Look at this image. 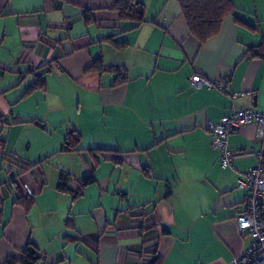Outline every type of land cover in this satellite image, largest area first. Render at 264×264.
Returning <instances> with one entry per match:
<instances>
[{
  "label": "crops",
  "instance_id": "obj_1",
  "mask_svg": "<svg viewBox=\"0 0 264 264\" xmlns=\"http://www.w3.org/2000/svg\"><path fill=\"white\" fill-rule=\"evenodd\" d=\"M141 1L136 26L113 0H0V264L29 243L35 264H231L248 247L238 182L261 142L240 125L222 168L207 124L264 111V0H232L203 43L178 0Z\"/></svg>",
  "mask_w": 264,
  "mask_h": 264
},
{
  "label": "built area",
  "instance_id": "obj_2",
  "mask_svg": "<svg viewBox=\"0 0 264 264\" xmlns=\"http://www.w3.org/2000/svg\"><path fill=\"white\" fill-rule=\"evenodd\" d=\"M190 83L196 88L204 86L224 90L223 80H211L199 74L192 75ZM243 124L253 125L255 137L260 140L261 147L255 152L256 164L249 167L244 178L238 182L239 188L247 190V196L236 215V225L238 231L247 232L251 240L246 250L231 264H264V111L234 108L218 122H208L207 131L212 148L219 151L220 166L233 168L236 152L229 148L228 136Z\"/></svg>",
  "mask_w": 264,
  "mask_h": 264
},
{
  "label": "trees",
  "instance_id": "obj_3",
  "mask_svg": "<svg viewBox=\"0 0 264 264\" xmlns=\"http://www.w3.org/2000/svg\"><path fill=\"white\" fill-rule=\"evenodd\" d=\"M178 3L189 34L195 37L200 43L205 42L219 32L223 19L233 9L232 0H178ZM112 7L118 12L121 19H131L136 22V26L144 20L145 8L141 0H113ZM253 54L256 55V52H253ZM260 55L264 56L262 54ZM93 68L96 67L93 66ZM41 82L42 80L36 81L29 89L34 88L38 84L42 85ZM78 140L79 134L75 130L68 132L65 138L66 143L74 147ZM68 180V174L61 173L58 178L57 188L59 190H69L67 187ZM91 182L92 179L90 177L80 179V189ZM80 189L76 191V194L80 193ZM27 197L26 194L19 191L16 202L22 201L21 203H23ZM39 259L40 255L36 247L29 243L18 262L21 264H35ZM13 263V261L7 262V264Z\"/></svg>",
  "mask_w": 264,
  "mask_h": 264
}]
</instances>
